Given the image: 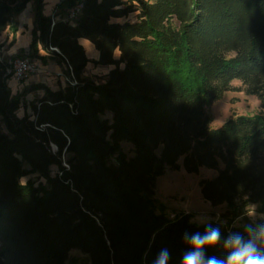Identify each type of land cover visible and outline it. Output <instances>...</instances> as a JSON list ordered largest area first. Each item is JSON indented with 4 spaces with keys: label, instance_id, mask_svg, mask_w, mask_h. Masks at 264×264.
Segmentation results:
<instances>
[{
    "label": "trees",
    "instance_id": "16d2710c",
    "mask_svg": "<svg viewBox=\"0 0 264 264\" xmlns=\"http://www.w3.org/2000/svg\"><path fill=\"white\" fill-rule=\"evenodd\" d=\"M32 1L0 0V34L17 32L14 20ZM77 1L64 0L60 13ZM35 4L21 56L66 67L68 84L13 95L0 61V264H79L73 250L89 264H152L162 248L180 264L184 234L206 225L158 208L168 170L217 172L200 187L204 201L227 208L224 223H211L224 236L264 223L248 216L252 206L264 215V0H84L74 25ZM90 64L109 73L87 77ZM235 81L260 113L213 129L207 108ZM205 252L226 255L221 245Z\"/></svg>",
    "mask_w": 264,
    "mask_h": 264
},
{
    "label": "rangeland",
    "instance_id": "374dc122",
    "mask_svg": "<svg viewBox=\"0 0 264 264\" xmlns=\"http://www.w3.org/2000/svg\"><path fill=\"white\" fill-rule=\"evenodd\" d=\"M33 61L39 65V72L29 81L23 83L17 82L19 85L28 84V87H30L31 85L44 84L53 90H57L60 86L65 87L68 84L64 72L61 76H58L48 66L42 64L39 59L33 58ZM52 65L50 64V66ZM108 73L109 68L94 67V65L90 64L85 72V76L100 81ZM12 80L14 79L12 78ZM232 88V91L227 92L220 101L207 108V113L212 119L213 129H219L231 118L239 116L253 117L260 113L259 100L256 97L247 96L243 92L240 82L235 81L232 84ZM28 95L29 99H24L25 106H28L36 97L42 96L43 92L29 93ZM22 113L23 111L20 112V114ZM121 149L128 157H134L131 145L123 143L121 144ZM52 172L56 174L57 168H52ZM216 177V171L206 168L200 169L198 174H188L183 168L179 171L168 170L157 182L155 200L158 208H161V211H164L169 217L188 211L190 212L189 214L193 215L192 223L200 226L215 222L216 218L222 222L223 210L226 208L213 207L210 203L204 201L200 187L201 180L214 179ZM29 179H23L22 182L26 183ZM257 218L254 217L253 219ZM70 257L71 259L76 258L79 264H89L88 258L78 250H73Z\"/></svg>",
    "mask_w": 264,
    "mask_h": 264
},
{
    "label": "clouds",
    "instance_id": "9594fccd",
    "mask_svg": "<svg viewBox=\"0 0 264 264\" xmlns=\"http://www.w3.org/2000/svg\"><path fill=\"white\" fill-rule=\"evenodd\" d=\"M248 215L254 217L250 207ZM188 248L180 264H264V223L244 225V232H231L224 236L219 226L209 223L204 231L186 232L183 236ZM221 245L226 252L223 258L206 256L205 250ZM171 253L162 248L152 264H169Z\"/></svg>",
    "mask_w": 264,
    "mask_h": 264
},
{
    "label": "crops",
    "instance_id": "0c3cea01",
    "mask_svg": "<svg viewBox=\"0 0 264 264\" xmlns=\"http://www.w3.org/2000/svg\"><path fill=\"white\" fill-rule=\"evenodd\" d=\"M64 0H43V15L46 17H53L55 21H57L56 15L60 14V10L58 9L59 5ZM36 18V4L35 0L30 2L26 9L18 15L14 22L17 25V32L13 33L9 29H6L4 32L0 34V59L5 62H10L17 56H21L25 53L29 52L31 43H32V32L34 28V22ZM81 45L84 47L87 56L90 60H98L99 53L96 51L95 47L86 40L80 41ZM43 55V54H42ZM50 64H53L50 66ZM46 66L51 69L54 74L61 76L63 72L66 70V67L59 66L55 62L50 61ZM62 79V78H61ZM44 83V82H39ZM28 87V84L19 85L15 80L9 82V88L11 89L13 95L20 93ZM29 99V95L25 98V100ZM222 208L226 206H221ZM255 209V216L261 218L263 214L258 212L257 206H252ZM227 209V208H226ZM226 209L223 210V213L226 212ZM250 210V209H249ZM186 214L190 212L186 211ZM249 216V215H248ZM252 219L254 217L249 216ZM215 222H219V219L216 218ZM239 222V219L236 223ZM224 223V221H223Z\"/></svg>",
    "mask_w": 264,
    "mask_h": 264
},
{
    "label": "built area",
    "instance_id": "2783aa9c",
    "mask_svg": "<svg viewBox=\"0 0 264 264\" xmlns=\"http://www.w3.org/2000/svg\"><path fill=\"white\" fill-rule=\"evenodd\" d=\"M83 2L84 0H78L74 6L64 10L55 17L57 20L74 25L82 14ZM0 61L2 60L0 59ZM8 64V74L19 83L29 81L40 70L39 65L29 57H18ZM262 218L264 219V215H262Z\"/></svg>",
    "mask_w": 264,
    "mask_h": 264
}]
</instances>
